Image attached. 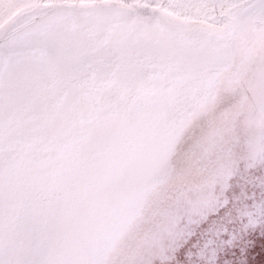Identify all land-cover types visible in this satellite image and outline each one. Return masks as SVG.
Instances as JSON below:
<instances>
[{
	"label": "snow or ice",
	"instance_id": "1",
	"mask_svg": "<svg viewBox=\"0 0 264 264\" xmlns=\"http://www.w3.org/2000/svg\"><path fill=\"white\" fill-rule=\"evenodd\" d=\"M0 264H264V0H0Z\"/></svg>",
	"mask_w": 264,
	"mask_h": 264
}]
</instances>
